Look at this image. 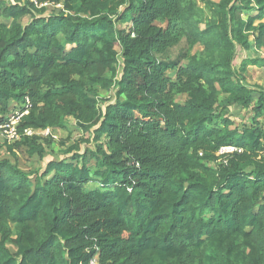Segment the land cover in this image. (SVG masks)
Listing matches in <instances>:
<instances>
[{
  "label": "trees",
  "instance_id": "trees-1",
  "mask_svg": "<svg viewBox=\"0 0 264 264\" xmlns=\"http://www.w3.org/2000/svg\"><path fill=\"white\" fill-rule=\"evenodd\" d=\"M201 1L0 0V122L14 100L20 133L71 118L93 144L42 171L0 158V264H264V89L244 77L264 58L233 64L250 36L264 52V0ZM224 145L242 152L216 162Z\"/></svg>",
  "mask_w": 264,
  "mask_h": 264
},
{
  "label": "rangeland",
  "instance_id": "rangeland-1",
  "mask_svg": "<svg viewBox=\"0 0 264 264\" xmlns=\"http://www.w3.org/2000/svg\"><path fill=\"white\" fill-rule=\"evenodd\" d=\"M199 4L203 6L202 1L198 0ZM46 7L48 8V11H56L58 12L59 9H61V5H58V3H47ZM1 21L6 22L5 18H1ZM9 22V20H7ZM29 21V16H23L20 20L21 23H27ZM61 40H63V37H60ZM201 48V46H196L194 47L193 51H197ZM264 58V52L263 51H256L253 48L243 50L238 48L237 51V56L233 61V64L237 67L240 63V61L243 58ZM169 75H172L171 73ZM245 81L247 84L250 85H258L261 86L264 89V65L263 66H254L250 65L247 67L245 73H244ZM114 88L112 87L110 90L103 91L100 90L98 94V100H99V105L102 108H104L105 104L107 101H112L114 99L113 97V92ZM225 97V95H222L220 97V101ZM183 96H180L179 99L182 101ZM221 104L218 107V111H221ZM17 110H20L17 109ZM227 116L233 121L232 126H239L241 127L242 125H250L252 124V121L255 119L253 116V112L250 108L246 109L243 108L235 103H231L227 105ZM261 123H263L264 118L260 117L258 118ZM68 125L66 126V130H58L53 133H42L40 131H35V135L38 136V143L42 144L44 147V151L42 153V156L45 155L44 159L39 158L37 154L29 155L28 154V146L25 145V143H20L22 141L23 137H32V136H21L17 141L14 142H8L5 140L1 135H0V147L6 148L5 150L0 151V158L4 156H9L14 158V162L18 164V166L23 170H28L29 171H34L37 168L38 169H43L45 166V163L47 161V155L51 154V156L57 155L61 156L63 155V150H65L66 147H69L73 144H78L81 151L85 147H93L92 143H87L86 140L90 139V133L85 132L78 128L75 124L71 123L73 122L71 118H69ZM216 124L219 123V121L215 122ZM42 140L41 142H39ZM101 142L105 144V139L101 138ZM63 143V145H62ZM10 145L13 147L12 153H10L7 150V146ZM80 151V152H81ZM9 155H8V154ZM213 165L215 164L214 162L212 163ZM11 248V247H10ZM13 249V248H11Z\"/></svg>",
  "mask_w": 264,
  "mask_h": 264
},
{
  "label": "built area",
  "instance_id": "built-area-1",
  "mask_svg": "<svg viewBox=\"0 0 264 264\" xmlns=\"http://www.w3.org/2000/svg\"><path fill=\"white\" fill-rule=\"evenodd\" d=\"M33 1V0H29ZM43 5H47V3H44ZM58 5H61L58 3ZM27 108V104L25 105ZM27 110H15L9 118L4 120L3 122H0V135L7 140L8 142H14L17 141L22 135L25 136H32L35 135V131L33 129H24L22 133L18 130V124L21 119V116L25 114ZM42 133H49L51 132V128H47L45 130H39ZM234 152H242V148H239L237 146L233 145H224L221 146L218 151L215 153L217 159L216 162L226 163L228 161L229 156ZM87 264H100V261L98 259V256L92 257Z\"/></svg>",
  "mask_w": 264,
  "mask_h": 264
},
{
  "label": "crops",
  "instance_id": "crops-1",
  "mask_svg": "<svg viewBox=\"0 0 264 264\" xmlns=\"http://www.w3.org/2000/svg\"><path fill=\"white\" fill-rule=\"evenodd\" d=\"M5 1H7V2H9V1H11V0H5ZM10 21L11 20H9V22L6 20V23L7 24H9L10 23ZM249 41H250V47H249V49L250 48H253V49H255L254 48V44H253V36H250V38H249ZM253 58V57H252ZM248 66H250V65H248ZM247 66V67H248ZM254 66H256V65H254ZM247 69V68H246ZM245 73V72H244ZM22 106H25V105H23V104H18L16 101H14V100H11L10 102H9V104H8V111H10L11 113L13 112V111H15L16 109H19L20 107H22ZM10 113V114H11ZM69 121H71V120H69ZM68 121V122H69ZM73 122H71V123H73L74 124V120H72ZM68 125V124H67ZM51 130L53 131V133H55V131H58V130H66L67 131V128L65 127V128H51ZM36 131H39V130H36ZM42 140H40L39 142H41ZM2 150H5L6 151V148H4V147H0V151H2ZM63 153V152H62ZM8 154V153H7ZM36 154V153H35ZM9 155V154H8ZM38 155V154H37ZM39 156V155H38ZM4 157H6V158H8L12 163H15L14 162V158H12V157H10V155L9 156H4ZM44 157H45V155H43L42 157H39V158H41V159H44ZM60 157H62V155L61 156H57V155H54V156H51V154H48L47 155V161L48 160H50V159H52V158H55V159H57V158H60ZM46 161V162H47ZM45 165H46V163H45ZM45 167V166H44ZM44 167H43V169H44ZM29 169L30 168H28V170H25V169H23L24 171H29ZM43 169H36V170H34V171H37V170H40V171H42ZM30 172H32V171H30ZM84 190L86 191V192H91V191H94V190H96V189H99V183H97V182H90V183H87V184H85L84 185ZM8 247H9V249H10V251L11 252H15V250H16V248L12 245V244H8ZM13 248V249H11V248Z\"/></svg>",
  "mask_w": 264,
  "mask_h": 264
}]
</instances>
